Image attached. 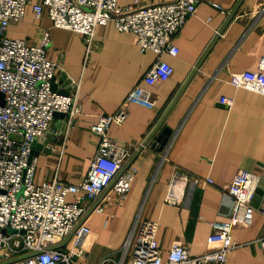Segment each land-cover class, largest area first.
Here are the masks:
<instances>
[{"label": "crops", "instance_id": "1", "mask_svg": "<svg viewBox=\"0 0 264 264\" xmlns=\"http://www.w3.org/2000/svg\"><path fill=\"white\" fill-rule=\"evenodd\" d=\"M170 0H119L122 6ZM264 0H203L175 36L177 55L161 57L173 66L166 80L150 84L145 74L159 57L142 51L137 35L119 30L114 22L100 24L92 46L81 33L54 27L48 15L36 17L28 5L25 17L7 28L10 37L37 43L49 28L47 58L58 61L53 84L62 93H77L81 113L68 119L57 113L51 128L34 143L35 180L61 179L78 183L88 173L100 137L91 130L99 115L116 112L126 103L128 115L113 122L108 135L119 145L137 147L131 162L139 168L127 198L112 191L103 211L88 216L91 234L85 254L71 264H114L138 219L158 221L157 240L164 253L174 241L186 244L193 255L217 249L209 242L212 222L227 219L230 203L223 185L240 169L259 177L254 198L238 206L232 234L237 246L225 264H264V94L254 86H239L232 75L245 70L264 71ZM221 97H229L231 104ZM164 128L171 134L163 149L155 141ZM134 149V148H133ZM177 172L180 204L165 201ZM211 176L214 183L206 182ZM76 195L68 194L73 201ZM71 234L58 244L67 250ZM0 264H18L0 260Z\"/></svg>", "mask_w": 264, "mask_h": 264}, {"label": "built area", "instance_id": "2", "mask_svg": "<svg viewBox=\"0 0 264 264\" xmlns=\"http://www.w3.org/2000/svg\"><path fill=\"white\" fill-rule=\"evenodd\" d=\"M203 0H170L146 5L122 6L119 0H0V260H16L18 264H71L76 256L85 254L83 243L91 228L88 216L103 211L111 201V192L127 198L139 168L131 162L137 147L119 145L108 135L113 122L122 123L128 110L126 103L114 113L99 115L91 130L99 137L98 149L85 178L78 183L61 179L37 182V157L32 155L35 140L51 128L55 112L72 119L81 113L77 93H62L52 88L58 61L47 58L51 44L49 28L41 31L37 43L25 38L10 37L7 28L22 21L28 5L36 17L48 15L54 27L75 30L84 35L89 51L98 25L114 22L119 30L132 31L142 51L151 49L159 57L145 74L146 82L166 80L173 66L161 57L177 55L174 38L195 14ZM259 14L264 15V6ZM239 86H254L264 94V71L245 70L232 75ZM221 101L232 103L229 97ZM187 175L177 172L165 201L180 204L177 182ZM206 182L214 183L211 176ZM259 177L240 169L223 185L230 203L227 219L212 222L209 242L220 246L199 255L189 252L186 244L174 241L166 253L157 240L158 221L138 219L121 247V256L114 264H225L228 252L237 246L232 227L241 203L250 202L256 193ZM76 195L73 201L68 194ZM264 214V201L260 207ZM74 234L71 249L58 244ZM264 251V237L262 239ZM110 256L100 264H106Z\"/></svg>", "mask_w": 264, "mask_h": 264}, {"label": "water", "instance_id": "3", "mask_svg": "<svg viewBox=\"0 0 264 264\" xmlns=\"http://www.w3.org/2000/svg\"><path fill=\"white\" fill-rule=\"evenodd\" d=\"M52 88L55 90V85L52 83ZM4 94L2 91H0V104H4ZM57 113H62V112H55V114ZM171 134V129L170 128H164L162 133H160V135H158L156 141H155V146H158V148L163 149V147L165 146V144L168 142L169 140V136ZM38 141H41V136L38 137ZM32 155H35V149L33 146V150H32Z\"/></svg>", "mask_w": 264, "mask_h": 264}]
</instances>
